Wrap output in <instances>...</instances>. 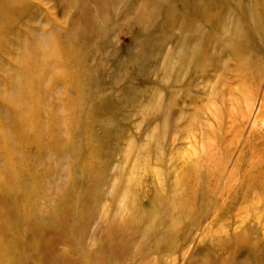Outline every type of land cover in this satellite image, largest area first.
Here are the masks:
<instances>
[{
  "label": "rangeland",
  "instance_id": "1",
  "mask_svg": "<svg viewBox=\"0 0 264 264\" xmlns=\"http://www.w3.org/2000/svg\"><path fill=\"white\" fill-rule=\"evenodd\" d=\"M140 1L121 16L127 0H42L0 47V264H264V175L241 183L264 155L236 88L264 95V0L226 5L249 57L195 58L177 84L151 51L181 26L163 7L147 23ZM160 91L165 116L141 108Z\"/></svg>",
  "mask_w": 264,
  "mask_h": 264
},
{
  "label": "bare ground",
  "instance_id": "2",
  "mask_svg": "<svg viewBox=\"0 0 264 264\" xmlns=\"http://www.w3.org/2000/svg\"><path fill=\"white\" fill-rule=\"evenodd\" d=\"M132 1L133 0H127L123 7L119 6L116 14L121 16L130 15V8L131 5H133ZM166 1L169 2L170 0ZM229 1L230 0H172L166 4V6L161 7L157 6L154 0L140 1L138 8L139 13L147 14L150 7L154 8L153 11H150V13L145 16L147 23H151L155 13L163 7L166 15L163 24L172 27L176 25L181 26L179 28L181 36L175 38L179 44L178 47H172L167 51H163L160 48L151 51V55L162 56L163 62L159 70L163 72L162 79L164 81L170 80L174 84L180 83L187 75L189 70L188 65L195 58L207 62L218 59L225 64L229 61L231 56L237 59V61L240 60L239 56L249 57V52H253V49L245 46L243 43L245 40V33L241 23V19L244 17L243 12L227 8L226 5ZM231 1H233L234 5L236 4L238 8H241V0ZM41 3L42 0H0V47L16 44L15 38L21 37L22 27L27 25L28 22L26 19L30 18V12L41 10L39 8ZM250 6L251 3L249 4V7ZM110 19H112V17ZM110 19L108 18L105 22L111 21ZM197 19L200 21H209L210 27L204 28ZM89 21L95 24L97 30L101 28V24H103V22L97 21V19L92 16L89 17ZM257 30L260 31V28L255 25V31ZM110 35H112V32H107V37ZM157 41L164 43V37L161 32ZM173 54L179 56L177 61L173 57ZM175 71L176 74L173 75ZM96 72V70L91 69L89 70V75L92 74V76H94ZM244 83L245 81L236 88L241 91L242 105H245L243 110L248 114L246 121L251 124L250 133L252 131L251 137H253V140L248 141V146L249 150L252 149V152L254 150L251 156L252 160L257 153L264 155V95L260 96L253 84ZM139 94L140 91L137 90L133 94L132 92L128 93V97L133 101H137ZM163 94V91H160L154 103H152L153 100L152 102H142L141 108L148 110L156 108L157 110H162V116L167 115L168 108H166L161 101ZM239 106L241 107V103ZM263 175L264 167L262 165H251L244 171L241 183H254L252 181H255L258 176ZM125 198L126 195H124L120 201V204L123 206ZM174 206L179 212L180 210L178 209H180V205L174 202ZM179 223L180 221L176 218L172 221L171 225L178 228ZM160 238H163V240L159 242L160 246L164 244L169 250H174L178 247V239L172 238L169 233L163 234Z\"/></svg>",
  "mask_w": 264,
  "mask_h": 264
}]
</instances>
